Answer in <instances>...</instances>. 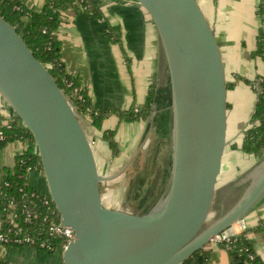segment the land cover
<instances>
[{
  "label": "water",
  "instance_id": "obj_1",
  "mask_svg": "<svg viewBox=\"0 0 264 264\" xmlns=\"http://www.w3.org/2000/svg\"><path fill=\"white\" fill-rule=\"evenodd\" d=\"M159 41L149 123L166 140L155 195L131 210L102 203L93 135L76 107L0 15V95L31 133L43 179L74 232L62 264H182L264 197V153L221 184L227 79L213 28L197 0H134Z\"/></svg>",
  "mask_w": 264,
  "mask_h": 264
},
{
  "label": "crops",
  "instance_id": "obj_2",
  "mask_svg": "<svg viewBox=\"0 0 264 264\" xmlns=\"http://www.w3.org/2000/svg\"><path fill=\"white\" fill-rule=\"evenodd\" d=\"M19 1L33 10H38L45 2ZM197 1L213 28L227 79L229 143L221 173L223 184L256 159L252 153L234 148L233 144L239 146L244 130L250 125L258 98V80L264 73V61L254 55L258 29L262 26L264 30V20L258 11L264 0ZM101 9L105 20L118 27V41L101 33L102 22L91 14L74 8L64 9L56 30L62 61L68 73L80 77L93 107L117 110L139 106L144 103L149 84L157 75L156 28L147 12L134 0H102ZM4 107L5 101L0 95V110ZM112 128H116L120 147V153L114 158L101 132L89 129L95 142L98 170L103 176H111L100 182L102 203L138 210L153 200V186L160 183L161 176L155 177V171L160 153H166V144L162 143L165 138L159 125L147 119L118 123L115 115H109L103 121V129ZM25 146L26 143L16 141L0 148V174ZM28 179L39 189H46L40 172L30 173ZM261 221H264V197L234 225V230L254 229ZM251 237L253 248L264 264V240L256 232L251 233ZM205 250L208 251L206 262L198 254L182 264H246L223 247ZM0 255L17 264H62L58 253L40 256L25 248H2Z\"/></svg>",
  "mask_w": 264,
  "mask_h": 264
},
{
  "label": "trees",
  "instance_id": "obj_3",
  "mask_svg": "<svg viewBox=\"0 0 264 264\" xmlns=\"http://www.w3.org/2000/svg\"><path fill=\"white\" fill-rule=\"evenodd\" d=\"M102 0H45L38 10L23 5L19 0H0V15L11 25L16 26L17 32L32 50L34 55L48 67L58 86L65 92L77 111L87 117L86 124L95 131L101 132V137L107 142L112 158L120 153L116 140V128L103 129V121L109 115H115L120 122L146 120L154 101L155 80L148 87L145 101L139 106L131 105L126 109L95 108L91 105L89 95L82 85L80 77L67 72L60 53V41L56 35L60 13L67 8H74L86 13L102 22L100 32L112 41H118V27L110 25L105 20L101 9ZM259 14H264V4L258 7ZM254 55L264 61V30L258 29L257 47ZM259 92L250 125L244 130L239 146L233 144L243 152L252 153L255 158L264 153V73L258 80ZM231 84H228L230 87ZM137 108V110H135ZM0 132L4 139L0 140V148L16 141L34 142L29 130L14 113L7 117L0 112ZM28 166L42 169L41 160L35 145H26L23 151L14 156L11 165L3 167L0 174V219L3 224L0 233L6 241H0L3 249L25 248L36 254L52 255L58 253L62 263L63 239L51 236L48 225L51 221L59 222V214L49 193L33 185L27 174ZM14 214V221L6 219L7 213ZM29 213V215H27ZM258 233L264 240V221L254 229L242 231L227 248L233 256L246 264H263L254 250L251 233ZM29 237L32 241H26ZM252 254L250 258L248 252ZM201 254L206 262L208 251L202 248L195 255ZM0 264H12L0 255Z\"/></svg>",
  "mask_w": 264,
  "mask_h": 264
},
{
  "label": "built area",
  "instance_id": "obj_4",
  "mask_svg": "<svg viewBox=\"0 0 264 264\" xmlns=\"http://www.w3.org/2000/svg\"><path fill=\"white\" fill-rule=\"evenodd\" d=\"M262 19L264 20V14H262ZM135 110H137V108H135ZM0 112L2 114H4L5 116L7 117H11L14 112L13 110L9 107V105L5 102V107L3 109L0 110ZM83 116V115H82ZM84 117V116H83ZM84 120H85V117H84ZM4 139V135L2 134V132H0V140H3ZM26 145H35L34 142H32L31 140H26ZM26 147V146H25ZM32 172H40L42 175V169L36 167V166H28L27 167V174L29 176L30 173ZM29 215V213L27 214ZM7 221L9 222H13L14 221V214L11 213L10 211L7 213V216H6V219ZM3 224V220L0 219V228ZM237 224V223H235ZM233 224L231 227H229L228 229L226 230H223L215 235H212L207 244L204 246V250L206 248H210V247H223L225 248L226 250H228L227 248L230 246V244H232V242L234 240H236L237 236L244 230L242 231H236L234 230V225ZM48 233L51 235V236H54V237H59V238H62L63 239V249L66 247V245L73 239L74 237V232L66 227V226H63L60 222H55V221H51L50 224L48 225ZM26 241H32L31 238L29 237H26L25 238ZM0 241H6V238L3 234L0 233ZM62 249V251H63ZM246 252H248V256L251 258L252 257V254L248 251V249H244ZM12 264H16L14 262L11 261Z\"/></svg>",
  "mask_w": 264,
  "mask_h": 264
},
{
  "label": "flooded vegetation",
  "instance_id": "obj_5",
  "mask_svg": "<svg viewBox=\"0 0 264 264\" xmlns=\"http://www.w3.org/2000/svg\"><path fill=\"white\" fill-rule=\"evenodd\" d=\"M162 140H164L162 143H164L165 142V144H166V141H165V139H163L162 138ZM161 151H163V150H161ZM165 152L163 151L162 153H160V158H159V162H158V165H157V170L155 171L157 174L155 175V177H157V175H159V176H161V173H162V169H163V167H164V162H165V158L166 157H164L165 156ZM102 197V196H101ZM103 202V201H102Z\"/></svg>",
  "mask_w": 264,
  "mask_h": 264
},
{
  "label": "rangeland",
  "instance_id": "obj_6",
  "mask_svg": "<svg viewBox=\"0 0 264 264\" xmlns=\"http://www.w3.org/2000/svg\"><path fill=\"white\" fill-rule=\"evenodd\" d=\"M85 123H86V121H87V117H85ZM87 126H88V124H86ZM88 128L90 129V127L88 126ZM46 190V189H45ZM0 249H2V247H0ZM17 264V263H16Z\"/></svg>",
  "mask_w": 264,
  "mask_h": 264
}]
</instances>
